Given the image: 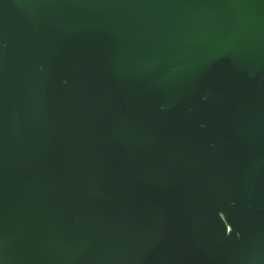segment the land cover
Returning a JSON list of instances; mask_svg holds the SVG:
<instances>
[{"label": "water", "instance_id": "water-1", "mask_svg": "<svg viewBox=\"0 0 264 264\" xmlns=\"http://www.w3.org/2000/svg\"><path fill=\"white\" fill-rule=\"evenodd\" d=\"M0 264H264V0H0Z\"/></svg>", "mask_w": 264, "mask_h": 264}]
</instances>
